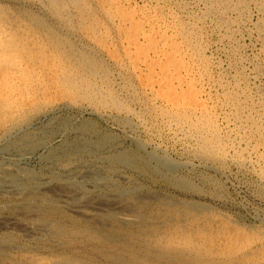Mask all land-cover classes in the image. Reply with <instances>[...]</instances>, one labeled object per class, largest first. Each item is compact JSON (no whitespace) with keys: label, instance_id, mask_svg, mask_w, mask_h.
<instances>
[{"label":"rangeland","instance_id":"rangeland-1","mask_svg":"<svg viewBox=\"0 0 264 264\" xmlns=\"http://www.w3.org/2000/svg\"><path fill=\"white\" fill-rule=\"evenodd\" d=\"M263 36L264 0H0V107L16 123L9 134L0 129V150L16 154L18 177L67 183L70 194L81 190V203L113 193L116 201L143 199L142 210L124 214L156 216L172 242L125 252L149 256L137 264H264ZM89 143L101 152L77 151ZM154 148L177 171L152 160ZM8 196L0 195L5 216L34 198ZM48 196L43 218L70 232L28 240L0 228V245L14 246L0 264H93L74 254L70 233L99 225ZM107 220L109 236L125 230ZM142 220L131 224L158 228Z\"/></svg>","mask_w":264,"mask_h":264},{"label":"bare ground","instance_id":"bare-ground-1","mask_svg":"<svg viewBox=\"0 0 264 264\" xmlns=\"http://www.w3.org/2000/svg\"><path fill=\"white\" fill-rule=\"evenodd\" d=\"M151 1V0H150ZM184 1V0H183ZM35 2V1H34ZM198 2V1H197ZM213 2V1H212ZM237 2V1H236ZM50 4V3H49ZM168 4V3H167ZM173 4V3H172ZM7 7V6H6ZM55 7V6H54ZM60 7V6H59ZM213 8V7H212ZM69 9V7H68ZM174 9V8H173ZM228 9V8H227ZM72 10V9H71ZM251 10V9H250ZM109 12V11H108ZM233 12V11H232ZM62 13V12H61ZM188 13V12H187ZM216 13V12H215ZM222 16V15H221ZM192 17V16H191ZM236 17V16H235ZM126 19V18H125ZM210 19V18H209ZM181 20V19H180ZM188 22V21H187ZM246 22V21H245ZM76 23V22H75ZM229 24V23H228ZM58 25V24H57ZM87 25V24H86ZM71 26V25H70ZM201 26V25H200ZM97 27V26H96ZM211 29V28H210ZM221 29V28H220ZM45 30V29H44ZM206 30V29H205ZM219 30V29H218ZM260 32V31H259ZM226 34V33H225ZM263 34V33H262ZM241 36V35H240ZM96 37V36H95ZM227 37V36H226ZM247 37V36H246ZM255 37V36H254ZM264 37V36H263ZM100 40V39H99ZM233 40V39H232ZM223 42V41H222ZM86 48V47H85ZM93 48V47H92ZM97 50V49H96ZM225 50V49H224ZM264 54V53H263ZM43 55V54H42ZM92 55V54H91ZM235 55V54H234ZM124 56V55H123ZM240 56V55H239ZM246 58V57H245ZM95 60V59H94ZM257 60V59H256ZM248 63V62H247ZM142 64V63H141ZM96 65V64H95ZM120 68V67H119ZM262 68V67H261ZM66 70V69H65ZM3 72V70H1ZM42 72V71H41ZM204 74V73H203ZM226 75V74H225ZM258 75V74H257ZM213 78V77H212ZM1 79V78H0ZM249 82V81H248ZM64 83V82H63ZM243 83V82H242ZM117 85V84H116ZM224 87V86H223ZM129 88V87H128ZM133 89V88H132ZM55 91V90H54ZM96 91V90H95ZM250 91V90H249ZM80 92V91H79ZM209 92V91H208ZM234 92V91H233ZM85 93H89V92H85ZM256 93V92H255ZM134 94V93H133ZM80 95V94H79ZM146 95V94H145ZM248 95V94H247ZM84 96V95H83ZM87 96V95H86ZM100 97V96H99ZM143 97V96H142ZM90 98V97H88ZM98 98V97H97ZM246 98V97H245ZM99 99V98H98ZM103 99V98H102ZM137 99V98H136ZM251 99V98H250ZM97 100V99H96ZM95 100V101H96ZM131 100V99H130ZM77 101V100H76ZM94 101V102H95ZM99 101V100H97ZM102 101V100H101ZM106 101V100H105ZM64 102V101H63ZM127 103V102H126ZM30 104V103H29ZM28 104V105H29ZM79 104V103H78ZM77 104V105H78ZM99 104V102H98ZM104 104V103H103ZM107 104V103H106ZM116 104V103H114ZM76 105V104H75ZM82 105V104H81ZM94 105V104H93ZM111 105V104H110ZM242 105V104H241ZM257 105V104H256ZM34 106V105H33ZM64 106V105H63ZM80 105H78L79 107ZM99 106V105H97ZM104 106V105H103ZM107 106V105H106ZM162 106V105H161ZM101 107V105H100ZM108 107H110L108 105ZM118 107V106H117ZM261 107V106H260ZM103 108V107H102ZM106 108V107H105ZM38 108H36L37 110ZM132 109V108H131ZM130 109V110H131ZM34 110V109H33ZM112 110V109H110ZM258 110V109H257ZM20 111V110H19ZM94 111V110H93ZM106 111V110H105ZM120 111V110H119ZM187 112V111H186ZM118 113V112H117ZM115 114V113H114ZM128 114V113H127ZM8 114H7V108L5 106H1L0 107V129H3L5 131V133L7 132L9 134V132L11 133V130L13 128H16V123L11 120L8 119ZM108 115V113H107ZM16 117V116H15ZM261 117V116H260ZM24 120V118H22ZM29 119V118H28ZM31 119V118H30ZM161 119V118H160ZM63 120V119H62ZM115 120V119H114ZM165 120V119H164ZM25 121V120H24ZM131 122V121H130ZM142 122V121H141ZM161 122V121H160ZM163 122V121H162ZM19 124V123H18ZM61 124V123H60ZM57 125V124H56ZM214 125V124H213ZM123 127V126H122ZM237 127V126H236ZM244 127V126H243ZM191 128V127H190ZM22 129V128H21ZM139 129V128H138ZM182 131H184L183 129H181ZM180 131V130H179ZM198 131V130H197ZM16 132V131H15ZM14 132V133H15ZM55 132V131H54ZM62 132V131H61ZM64 132V130H63ZM67 132V131H66ZM196 132V131H195ZM194 132V133H195ZM1 133V132H0ZM4 133V132H3ZM152 134V133H151ZM200 134V133H199ZM209 134V133H208ZM230 134V133H229ZM1 135V134H0ZM67 135V134H66ZM182 135V134H181ZM198 135V134H197ZM5 136V135H4ZM201 136V135H200ZM204 136V135H203ZM212 136V135H211ZM67 137V136H66ZM189 137H191L189 135ZM213 137V136H212ZM215 137V136H214ZM1 138V137H0ZM136 138V136H135ZM193 138V137H192ZM200 138V137H199ZM198 138V139H199ZM257 138V137H256ZM7 139V138H6ZM25 139V138H24ZM201 139V138H200ZM213 139V138H212ZM205 140V139H203ZM68 141V140H67ZM194 141V140H193ZM209 141V140H208ZM4 142V141H3ZM7 142V141H5ZM140 142V141H139ZM192 142V141H191ZM202 142V141H201ZM193 143V142H192ZM206 143V142H205ZM204 143V144H205ZM221 143V142H220ZM18 144H23L20 142H15L13 143V145L17 146ZM141 144V143H140ZM203 144V143H202ZM224 144V143H223ZM1 145V144H0ZM115 145V144H114ZM197 145V144H196ZM195 145V146H196ZM200 145V144H199ZM222 146V144H220ZM230 145V144H229ZM80 146V145H79ZM103 146V145H102ZM152 146V145H151ZM203 146V145H200ZM206 146V145H205ZM219 146V145H218ZM227 146V145H226ZM19 147V146H18ZM100 147V146H99ZM21 148V147H20ZM23 148V147H22ZM103 148V147H101ZM143 148V147H142ZM146 148V147H144ZM161 148V147H160ZM159 148V149H160ZM203 148V147H202ZM220 148V147H219ZM229 147L227 146V149ZM231 148V147H230ZM17 149V148H16ZM141 149V148H140ZM198 149V148H197ZM206 149L208 150L207 146ZM215 149V148H214ZM58 150V149H57ZM118 150V149H117ZM144 150V149H143ZM152 150V149H151ZM210 150V149H209ZM225 150V149H224ZM230 150V149H229ZM11 153H9L10 155H5L3 154V152L0 150V154H2V161L0 164H4V166L7 167V165L11 166V168H4L3 169V165H0V195H9V196H27L30 194H33L34 198L30 201L31 205H29V203L24 202L23 205H21L20 203L18 205H16V207L14 208V204L13 206H9L12 209V214L10 216H5L2 215L0 213V228L1 229H6L9 231H14V230H18L23 232L24 236L28 239V240H34V239H38L41 237H45V236H49L51 234H67L70 231H65L64 229H62V225H59L58 227L55 225L54 228V221L53 219H45L43 218L46 210L45 207L41 205L42 201H45V199L48 196L49 193H52L53 196H56L58 198H55V201H60V202H64L65 206L67 205V207H69L71 210L73 209L74 213H77V215L79 214L80 217L84 216V218L86 220L91 219L94 223H96V225L98 224L99 228L96 231H93L92 233L89 231H83L80 229L77 230H73L70 233V239L73 241V239L75 241L71 242V246L73 249H75L76 253L74 254H79V258L85 257L88 258L90 261L93 262L94 264V259H98L99 264H137V260L140 259L141 256H143L144 258L147 259V257L149 256H145V255H141L139 256L138 254H136L134 256L135 259H128L127 256L125 257V252L130 251L129 249H131L130 252H132V250L136 249V246L139 247V249L143 246H146L148 249H146V251L150 252L153 250L154 247H169L170 245V241L168 243L167 238L171 237L172 234H170L169 231H166V229H164V222L160 221V219L158 220V218L156 216L153 215H142V214H136L135 215H128L126 216L124 214V212H129V213H134L135 214V209L138 210H142L143 207L141 205H138L137 202L139 201H143V199H139V201H137L136 199V204L134 202H123L122 200L120 201L119 199L114 200L115 196H118L117 194H111L110 196H108V200L111 201H97L94 202L93 205L88 204V199H86L87 202H80L83 201L82 198H80L78 193H80V191L76 188L75 192L73 193H69V190L67 188H69L67 185V183H64L62 185H55L52 183V181H48L47 178H43L41 175L40 177L42 178H38L35 175H31L27 177H24V175H20V177H18V175L16 173H18L19 169H20V165L19 163H14V161H12L13 159L16 158V154L13 153V151L8 150ZM56 151V150H55ZM77 151H90V154L93 152V155H97L98 153L101 152L100 148L96 147V145L94 144H86L85 147H78ZM105 151V150H104ZM167 151V150H166ZM213 151V149H212ZM216 151V150H215ZM214 151V152H215ZM221 151V150H220ZM16 152V151H15ZM20 152V151H19ZM27 152V151H26ZM161 152V151H160ZM225 152V151H224ZM24 153V152H23ZM59 153V152H58ZM73 153V152H72ZM156 153H158V149L152 150L151 152H149V155L151 156V159L154 160L155 162H157L158 164H161L167 166L169 168V170H176L177 163L175 162H170L168 161L169 159L171 160V158H160L157 157ZM56 154V153H55ZM89 154V155H90ZM102 154V153H101ZM148 154V153H147ZM161 154V153H158ZM193 154V153H192ZM217 154V153H216ZM219 154V153H218ZM230 154V153H229ZM82 155V154H81ZM88 155V156H89ZM163 155V154H162ZM225 155V154H224ZM55 156V155H54ZM99 156V155H98ZM149 156V157H150ZM160 156V155H159ZM165 156V155H164ZM22 157V156H21ZM96 157V156H94ZM167 157V156H166ZM225 157V156H224ZM228 157V156H227ZM97 158V157H96ZM103 158V157H102ZM190 158V157H189ZM226 159V158H225ZM242 159V158H241ZM22 160V159H21ZM118 160V159H117ZM121 161V163H124L122 160L123 158L119 159ZM94 161V160H93ZM127 161V160H126ZM189 161V160H188ZM16 162V161H15ZM18 162L19 161V157H18ZM128 162V161H127ZM151 162V161H150ZM129 163V162H128ZM132 163V162H131ZM193 163V162H191ZM201 163V162H200ZM199 163V164H200ZM208 163V162H207ZM206 163V164H207ZM254 163V162H253ZM106 164V163H105ZM149 164V163H148ZM180 164V162H179ZM198 164V163H197ZM134 165V164H133ZM190 163H186L185 167L190 166ZM181 166V165H180ZM194 166V165H193ZM198 166V165H197ZM202 166V165H201ZM207 166V165H206ZM137 167V166H136ZM184 167V168H185ZM182 168V167H181ZM198 168V167H197ZM144 169V168H143ZM152 169V168H151ZM157 169V168H156ZM190 169V168H189ZM78 170V169H77ZM160 170V169H159ZM163 170V169H162ZM194 170V169H193ZM79 171V170H78ZM156 171V170H155ZM177 171V170H176ZM195 171V170H194ZM26 172V171H25ZM24 172V173H25ZM100 172V171H99ZM173 172V171H172ZM171 172V173H172ZM259 172V170H258ZM93 173V171H92ZM105 173V172H104ZM27 174V173H26ZM116 174V173H115ZM119 174V173H118ZM162 174V173H161ZM173 174V173H172ZM175 174V173H174ZM264 174V173H263ZM17 175V176H16ZM169 175V174H168ZM176 175V174H175ZM84 177H88L90 180H92L93 182H97L98 180H100V178H96V176L87 173L86 176L82 175V178ZM175 177V176H174ZM77 178V177H76ZM123 178V177H122ZM194 178V177H193ZM51 179V178H50ZM54 179V178H53ZM78 179V178H77ZM107 179V178H106ZM35 180H37L35 183ZM58 180V179H57ZM172 180V179H171ZM181 180V179H180ZM64 181V180H63ZM74 181V180H73ZM72 181V182H73ZM209 181V180H208ZM62 182V181H61ZM174 182V181H173ZM55 183V182H54ZM101 183V182H100ZM104 183V182H103ZM108 183V181H107ZM61 184V183H60ZM70 184V183H69ZM76 186V185H75ZM74 186V187H75ZM107 186V185H106ZM106 186L104 185L103 187L106 188ZM117 186V185H116ZM60 187V188H58ZM67 187V188H66ZM85 187V186H84ZM90 188H95L97 189L98 187L100 188V185L98 183H94V185L92 186L91 184H89ZM87 187V188H89ZM97 187V188H96ZM54 188H58L57 190H52ZM108 188V187H107ZM103 189V188H101ZM113 189V188H111ZM89 190V189H88ZM93 190V189H92ZM100 190V189H99ZM116 190V189H115ZM59 191V192H57ZM84 191V190H83ZM103 191H105L103 189ZM110 191V190H109ZM108 192V191H107ZM115 192V191H114ZM122 192V191H121ZM148 192V191H147ZM150 192V191H149ZM85 193V192H84ZM103 193V192H102ZM101 193V194H102ZM110 193V192H109ZM116 193V192H115ZM81 197H82V193ZM86 194V193H85ZM108 194V193H107ZM123 194V193H122ZM137 194V193H136ZM159 194V193H158ZM91 195V194H90ZM140 195V194H139ZM9 196L7 198H9ZM25 196V197H26ZM36 196V197H35ZM99 196V195H98ZM96 196V197H98ZM213 196V195H212ZM5 197V196H4ZM32 197V196H31ZM101 197V196H100ZM120 197V195H119ZM148 198V195H144L142 196V198ZM161 197V196H160ZM54 198V197H53ZM107 198V197H106ZM112 198V199H111ZM118 198V197H117ZM24 199V198H23ZM102 199V198H101ZM100 199V200H101ZM156 200L158 199L157 197L155 198ZM1 200V199H0ZM93 201H95L93 198L91 199ZM130 200V199H129ZM179 200V199H178ZM25 201V200H24ZM52 201V200H51ZM155 201V200H154ZM175 201V200H174ZM198 201V200H197ZM12 203V202H11ZM27 203V204H26ZM52 203V202H50ZM56 203V202H55ZM152 203V202H150ZM9 204V203H8ZM47 204V203H46ZM49 204V203H48ZM159 204V203H158ZM168 205H170L172 202H167ZM190 204V203H189ZM200 204V203H199ZM207 204V203H206ZM24 205H27L29 208L26 211V209L23 207ZM163 205V204H162ZM166 205V204H165ZM19 206V207H18ZM46 206V205H45ZM53 206V205H52ZM57 206V205H56ZM167 206V205H166ZM49 207V205H48ZM66 207V208H67ZM169 207V206H168ZM7 208V207H6ZM52 208V207H51ZM152 208V207H151ZM197 208V207H196ZM33 209V210H32ZM48 209V208H47ZM53 209V208H52ZM213 209V208H211ZM66 210V209H64ZM63 210V211H64ZM1 211V209H0ZM48 211V210H47ZM52 211V210H51ZM67 211V210H66ZM157 211V210H156ZM179 212V210H177ZM176 211V212H177ZM2 212V211H1ZM42 212V213H41ZM49 212V211H48ZM58 212V211H56ZM60 212V211H59ZM96 212V213H95ZM137 212V211H136ZM141 212V211H140ZM181 212V211H180ZM9 213V212H8ZM61 213V212H60ZM63 213V212H62ZM70 213V212H69ZM72 213V212H71ZM122 213V215H121ZM73 214V213H72ZM124 214V215H123ZM157 214V213H156ZM55 215V214H53ZM47 216V215H46ZM57 216V215H56ZM71 216V215H70ZM163 216V215H162ZM51 217V216H50ZM54 217V216H53ZM59 217V216H58ZM142 217V221L143 222H152V225L157 224L158 228L155 227H150V228H145L142 227L140 224L136 223V225L131 224L132 222L134 223V221H136V218H140ZM111 218V219H115L117 222H119L120 224H123V229L125 230H118V231H113L111 232L113 235L109 236L108 232H106L105 230H103L102 228H105L106 226L109 225V222L107 219ZM31 219V221L29 220ZM37 219V220H36ZM56 219V218H54ZM59 219V218H58ZM77 219V218H76ZM27 220H29V222H27ZM60 220V219H59ZM74 220V219H72ZM61 221V220H60ZM85 221V220H84ZM139 221V220H138ZM56 222V221H55ZM63 222V221H61ZM60 222V223H61ZM76 222V221H75ZM113 222V221H112ZM143 222H140L141 224ZM37 223V224H36ZM59 223V224H60ZM66 223V222H65ZM114 223V222H113ZM233 224V223H232ZM77 225V223H76ZM88 225V223H87ZM94 225V224H93ZM124 225L130 229H127L126 227L124 228ZM139 225V226H138ZM181 225V224H180ZM239 225V224H238ZM82 226V225H81ZM85 226V225H84ZM89 226V225H88ZM122 226V225H121ZM263 226V225H262ZM71 227V226H70ZM91 227V226H90ZM136 227V229H135ZM229 227V226H228ZM227 227V228H228ZM237 228V227H236ZM106 229V228H105ZM239 229V228H238ZM71 230V229H70ZM95 230V229H93ZM230 230V229H229ZM123 232V234H121L120 232ZM249 231V229H248ZM248 232H246L247 234ZM251 233V232H250ZM249 233V234H250ZM256 233V232H255ZM259 233V232H258ZM126 235V236H125ZM256 234H254L253 236H255ZM258 235V234H257ZM84 236H88L87 238L84 239ZM130 236V238H129ZM52 237V236H51ZM66 237V236H65ZM137 237L138 238L137 242H135V239ZM227 237V235H226ZM230 237V236H229ZM244 237V236H242ZM251 237V236H250ZM128 238V239H127ZM232 238V237H231ZM94 239V240H93ZM144 239L147 241V243H145ZM249 239V238H248ZM59 240V239H58ZM264 240V239H263ZM3 241V239H2ZM1 241V242H2ZM5 241V240H4ZM9 241V240H7ZM245 241V240H244ZM250 241V240H249ZM252 241V240H251ZM172 242V241H171ZM241 242V241H240ZM14 243V242H13ZM28 243V242H27ZM239 243V242H238ZM260 243V242H258ZM6 244V242H5ZM10 244V243H9ZM237 244V243H236ZM248 244V243H247ZM32 245V244H31ZM232 245V244H231ZM242 245V244H241ZM263 245V244H262ZM9 248L12 247L13 245L10 244L8 245ZM68 246V245H67ZM243 246V245H242ZM221 247V246H220ZM241 247V246H239ZM252 247V246H251ZM257 247V246H256ZM7 247V245H0V253H5L7 252V250L9 249ZM14 248V246H13ZM55 248V247H54ZM158 248V247H157ZM173 248V247H172ZM175 248V247H174ZM258 248V247H257ZM256 248V250H257ZM260 248V247H259ZM250 249V248H249ZM70 250V249H69ZM72 250V249H71ZM141 250V249H140ZM264 250V249H263ZM12 250H10L9 252H11ZM90 251V252H89ZM136 251V250H135ZM139 251V250H138ZM255 251V250H252ZM137 252V251H136ZM133 252V253H136ZM140 252V251H139ZM147 252V253H148ZM251 252V251H250ZM257 252V251H256ZM262 252V250H261ZM68 253V252H67ZM129 253V252H128ZM127 253V254H128ZM142 253V251H141ZM153 253V252H152ZM70 254V253H69ZM126 254V255H127ZM130 254V253H129ZM140 254V253H139ZM151 254V253H150ZM159 254V253H158ZM251 254V253H249ZM254 254V253H253ZM156 255V253H154V256ZM166 254H162V256L160 258L163 259V263H165L164 261L167 260L168 256H165ZM257 255V254H256ZM1 256V255H0ZM9 256V255H8ZM70 256L72 257H78L76 255H72L70 254ZM133 256V255H132ZM177 256V255H176ZM250 256H253L252 254ZM159 257V256H158ZM175 257V256H174ZM142 258V257H141ZM156 258V256H155ZM23 259V258H22ZM71 259V258H70ZM186 259V258H185ZM247 259V258H246ZM144 260V259H143ZM154 260V258H153ZM152 260V261H153ZM198 260V259H197ZM20 261V260H19ZM148 261V260H147ZM150 261V260H149ZM191 261V260H190ZM236 261V260H235ZM242 261V260H241ZM244 261V260H243ZM259 261V260H258ZM15 262V261H14ZM35 260H30V262L27 260L22 261L21 260V264H36ZM55 262V261H54ZM139 262V261H138ZM200 262V261H199ZM250 262V261H249ZM256 262V261H255ZM261 262V261H259ZM98 263V262H97ZM151 263V262H150ZM155 263V262H154ZM161 262H159L160 264ZM253 263V262H252ZM45 264V263H44ZM47 264H58L53 263V261L48 262ZM66 264V263H65ZM67 264H71V263H67ZM147 264V263H146ZM245 264V263H243ZM247 264V263H246Z\"/></svg>","mask_w":264,"mask_h":264}]
</instances>
